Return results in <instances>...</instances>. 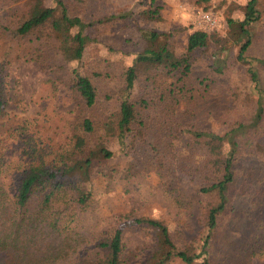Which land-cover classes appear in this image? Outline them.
Returning a JSON list of instances; mask_svg holds the SVG:
<instances>
[{"label":"rangeland","instance_id":"obj_1","mask_svg":"<svg viewBox=\"0 0 264 264\" xmlns=\"http://www.w3.org/2000/svg\"><path fill=\"white\" fill-rule=\"evenodd\" d=\"M23 1L0 0V81L7 101L0 118V168L4 160L13 164L11 173L5 165L1 168L9 173L0 174V230L12 228L30 247L28 264L95 263L98 241L117 229L123 237V264H143L154 231L134 223L136 217L163 222L180 248L199 252L214 196L195 188L204 177L207 157L185 129L222 134L238 123L250 127L236 136L234 182L207 249L213 264H264V135H246L259 122L264 128V114L254 120L257 94L247 72L249 66L256 69L264 89V0L256 3L247 61L238 59L246 37L230 41L228 49L219 47L244 19L248 0H63L69 14L82 19L87 34L82 58L71 63L34 37H11L5 26L14 28L20 21ZM43 3L55 5L53 0ZM154 8L157 13H150ZM204 12L217 18L207 31L214 37L197 52L189 74L182 77L181 69L157 72L136 81L132 98L141 106L144 134L127 153L119 150L116 138L110 139L112 170L92 179L90 198L80 203L64 188L53 196L50 208L42 209L33 196L17 209L12 198L21 170L17 165L32 160L28 152L35 148L50 158L84 117L100 128L106 114L117 108L119 88L125 86L135 56L160 48L144 39L141 29L168 31L174 50L182 52L189 34L198 30L194 20ZM78 31L72 29V42ZM70 66L92 77L100 93L93 107H83L71 90ZM179 87H186L183 93ZM5 259L1 252L0 260ZM166 264L186 263L174 258Z\"/></svg>","mask_w":264,"mask_h":264},{"label":"trees","instance_id":"obj_2","mask_svg":"<svg viewBox=\"0 0 264 264\" xmlns=\"http://www.w3.org/2000/svg\"><path fill=\"white\" fill-rule=\"evenodd\" d=\"M53 1L54 6H47L43 0H24L26 10L20 21L14 28L8 26L5 28L15 39L34 37L46 46L55 48L57 55L64 62L79 61L83 56L87 40V34L83 31L84 22L79 16L69 14L63 0ZM256 3L257 0H248L243 6L244 19L240 21L236 29L232 30L230 36L222 40L219 50L228 49L231 42L240 43L244 36L246 39L240 44L238 59L247 61L245 51L250 44L249 30L257 18ZM144 13H147V10ZM150 13H157V9L154 8ZM228 21L233 22L232 19ZM74 27L79 30L76 42H72ZM141 35L147 41L160 45V48L152 52H140L135 56L130 67V74L125 78V86L119 88L117 108L106 114L107 118L103 125L98 128L91 117H84L73 128L68 143L57 146L50 158H46L34 148V152L27 154L28 157H32V160L17 165L21 167V170L16 174L12 196L17 209L23 207L33 196H38L42 209L50 208L53 196L65 189L71 190L80 203H85L92 194V179L112 170L109 166V159L113 156L110 139L116 138L120 145L119 150L127 153L144 134L145 122L141 116V106L132 98L136 81L143 78L149 79L157 72L173 73L180 69L182 77L187 76L197 59V52L206 49L210 38L214 37L207 31L195 30L189 34L185 49L177 52L170 43L171 34L168 31L141 29ZM39 51L38 57H42L43 52ZM261 62L264 63V60ZM247 72L257 94V108L254 113V120L257 121L264 114V89L260 86L257 70L249 66ZM68 73L70 88L83 107L91 108L99 102L100 93L90 75L74 66H70ZM185 88H180V92L183 93ZM6 104L4 87L0 81V118L5 115ZM246 127L250 125L243 126L238 123L222 134L201 128L185 129L207 157L204 162L206 169L204 177L201 183L195 185V188L197 187L198 192L214 196V201L209 202L206 212L208 233L200 251H190L180 248L174 242L167 225L163 222L148 217H136L133 219L134 223L146 224L154 231L152 245L145 255L143 264H166L174 258H179L186 264H213L210 251L207 249L208 240L216 226L217 215L225 207L226 191L234 182L235 155L238 151L236 136L240 129H246ZM253 134L259 137L264 135V128L261 127L260 122L246 135ZM92 135H97L93 142L90 141ZM36 151L39 153L36 154ZM1 160H3L2 156H0V162ZM1 164V168L5 165L11 173L12 163L4 160ZM1 168L0 174L5 170ZM7 203L6 200L5 204ZM9 229L0 230V253L5 252L6 255V259L0 260V264H25L24 261L28 264L31 260L30 247L23 244V241H19L17 235H13L12 228ZM18 230L17 228L16 231ZM97 246L99 248L97 258L92 264L124 263L122 257L124 243L120 229L99 240ZM38 251L40 252L39 248Z\"/></svg>","mask_w":264,"mask_h":264},{"label":"built area","instance_id":"obj_3","mask_svg":"<svg viewBox=\"0 0 264 264\" xmlns=\"http://www.w3.org/2000/svg\"><path fill=\"white\" fill-rule=\"evenodd\" d=\"M193 23L198 30L208 31L217 24V18L209 12H204L197 16Z\"/></svg>","mask_w":264,"mask_h":264}]
</instances>
